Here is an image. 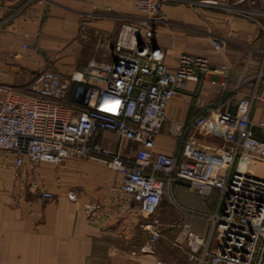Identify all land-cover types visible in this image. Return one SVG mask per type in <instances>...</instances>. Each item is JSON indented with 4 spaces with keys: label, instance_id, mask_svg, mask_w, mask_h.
<instances>
[{
    "label": "built area",
    "instance_id": "2783aa9c",
    "mask_svg": "<svg viewBox=\"0 0 264 264\" xmlns=\"http://www.w3.org/2000/svg\"><path fill=\"white\" fill-rule=\"evenodd\" d=\"M29 1L14 7L0 20V27ZM167 1L136 0L144 15L143 24L122 17L117 38L104 54L111 60L102 68L89 63L79 75L45 68L35 74L28 88L0 83V151L14 154L18 176L27 161L38 167L42 162L62 164L70 158L99 159L119 171L120 188L128 203L137 207L140 227L148 233L144 244L132 254L155 252L165 229L159 211L168 196L181 213L183 237L175 243L184 247L192 264H264V177L236 165L243 154L264 164V137L255 130V126L264 130V87L257 90L264 81V69L241 75L233 85L234 91L255 85L239 99L235 114L221 111L217 102L187 123L172 119L170 130L179 140L178 151L156 153V138L169 119L172 96L185 89L187 80L201 81L209 73L225 72L208 57L187 52L179 56L175 68L169 67L164 49L153 43L155 24L164 18ZM212 42L219 51L221 38L215 36ZM251 55L249 49L245 65ZM220 82L227 86L226 77ZM258 101L263 105L262 113L255 121ZM210 117H215L217 134L228 144L208 146L194 136ZM178 178L188 180L191 191L203 196L218 190L220 208L202 212L180 203L173 189ZM29 189L45 199L55 197L37 177L29 181ZM68 196L76 200L77 191L71 190ZM99 207L98 202L84 204L90 219ZM193 215L209 221L206 234L193 230Z\"/></svg>",
    "mask_w": 264,
    "mask_h": 264
},
{
    "label": "crops",
    "instance_id": "0c3cea01",
    "mask_svg": "<svg viewBox=\"0 0 264 264\" xmlns=\"http://www.w3.org/2000/svg\"><path fill=\"white\" fill-rule=\"evenodd\" d=\"M25 1L2 0L0 20ZM198 1L201 3L167 1L164 18L155 24L153 43L164 49L171 68L187 52L208 57L222 65L225 72L209 73L201 81L187 80L185 89L172 96L167 108L169 119L156 138V153L178 151L179 140L170 130L172 119L187 123L217 102L221 111L235 114L239 99L255 85H244L240 91L232 90L233 85L241 75H254L264 69V1ZM224 5L242 7L249 14L243 15ZM106 7L111 10L106 12ZM95 11L102 13L92 16ZM122 17L139 24L144 20L136 0L29 1L0 27V83L28 88L35 74L45 68L63 75H79L93 62L102 68L105 61L111 60L104 54L117 38ZM215 36L222 41L219 51L212 42ZM249 49L252 55L245 65ZM224 77L227 86L220 82ZM263 87L261 81L258 92ZM262 106L261 101L256 103L255 121L261 117ZM217 129L215 117H210L204 127L194 131V136L208 146L228 144L218 136ZM255 130L264 137V130L258 126ZM108 136L115 138L113 134ZM249 157L238 156L237 167L254 171L261 167L260 162L249 161ZM57 165L59 168L52 171L47 165L33 167L27 161L18 176L14 154L0 151V264H101L104 257L111 264H118L117 257L128 254L131 244L145 237L141 234L142 218L137 207L128 203L120 188L122 174L90 158H70ZM33 177L53 191L55 198L45 199L25 187ZM183 184L178 185L177 192L187 198V207L202 212L220 208L218 190L204 198L191 191L188 181ZM71 190L77 191L76 200L69 198ZM193 200L198 204L193 205ZM87 202L100 204L93 219L85 211ZM162 210L167 207L162 205ZM190 221L194 231L208 232L206 218L193 215Z\"/></svg>",
    "mask_w": 264,
    "mask_h": 264
},
{
    "label": "rangeland",
    "instance_id": "374dc122",
    "mask_svg": "<svg viewBox=\"0 0 264 264\" xmlns=\"http://www.w3.org/2000/svg\"><path fill=\"white\" fill-rule=\"evenodd\" d=\"M199 3H201V2H199L197 0V4H199ZM223 7L228 8V9L235 11V12H237V11L238 12H240V11L248 12V11H246V9H243L242 7H239L236 5H224ZM98 12L99 11H95L91 15L97 16V15H99ZM86 30H87V27L84 26V30H83L84 33L86 32ZM90 159L101 161V160L95 159V158H90ZM249 161H250V159H249ZM101 162H103V161H101ZM42 165H47L49 170H52V171L59 168V166L57 164L52 163V162H42ZM259 165L261 167H257L255 169V172L258 176L264 177V164L260 162ZM26 181H28V179ZM179 185L181 186L184 184L180 183ZM24 186L29 188V183L26 182L24 184ZM173 189H174V187H173ZM174 192H175V189H174ZM175 196L177 197L178 201H180V203H182L184 205L185 204L189 205L188 201H186L187 198L184 195L179 194L178 192L177 193L175 192ZM194 196H196V198L200 199V197H198L197 195H194ZM218 197H219V195H218ZM196 200H193L194 201L193 205L198 204ZM163 206H166L167 210L159 211V213L161 214L162 219L165 223V229H164V234L161 237V239H159L156 242L155 252L154 253H139L138 252L137 254L131 253L132 250H134V249L138 250L143 245L142 244L143 241L148 237V233L140 227L141 234L142 235L144 234L143 236H145V237L142 238V241H140L139 243L131 244V249L128 252V254H126L125 256H118L116 259V263H118V264H192L186 257V252L184 250V247L175 243V240L178 237L180 239H182V237H183L181 235V226H180V215H181V213L178 211V209L176 207L172 206L168 196L164 197ZM105 262H107V264H111L110 263L111 260H107L106 257H104L101 264H105Z\"/></svg>",
    "mask_w": 264,
    "mask_h": 264
},
{
    "label": "trees",
    "instance_id": "16d2710c",
    "mask_svg": "<svg viewBox=\"0 0 264 264\" xmlns=\"http://www.w3.org/2000/svg\"><path fill=\"white\" fill-rule=\"evenodd\" d=\"M185 181H188V180H186V179H183V178H178V179H176L175 180V182H174V189H175V192L177 193V187H178V185L180 184V183H184ZM188 183H189V181H188ZM189 187H190V183H189ZM214 192V191H213ZM211 195V194H210ZM210 195H208V196H203L204 198H208Z\"/></svg>",
    "mask_w": 264,
    "mask_h": 264
}]
</instances>
